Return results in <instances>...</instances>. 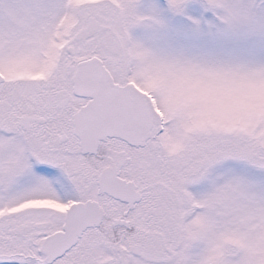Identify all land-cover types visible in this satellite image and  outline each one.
Returning <instances> with one entry per match:
<instances>
[{"label": "snow or ice", "instance_id": "obj_1", "mask_svg": "<svg viewBox=\"0 0 264 264\" xmlns=\"http://www.w3.org/2000/svg\"><path fill=\"white\" fill-rule=\"evenodd\" d=\"M0 264H264V0H0Z\"/></svg>", "mask_w": 264, "mask_h": 264}]
</instances>
